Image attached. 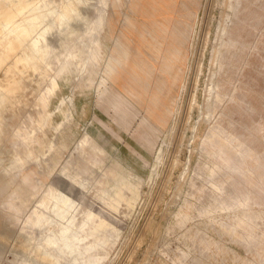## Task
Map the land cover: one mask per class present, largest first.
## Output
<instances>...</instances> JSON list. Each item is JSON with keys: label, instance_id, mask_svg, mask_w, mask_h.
<instances>
[{"label": "rangeland", "instance_id": "rangeland-1", "mask_svg": "<svg viewBox=\"0 0 264 264\" xmlns=\"http://www.w3.org/2000/svg\"><path fill=\"white\" fill-rule=\"evenodd\" d=\"M53 1L60 7L66 0ZM106 1L109 4L89 0L84 15L93 18L96 11H101L113 18V32L120 34L125 30L126 16L134 14L131 34L135 42L131 48L136 54L151 17L140 4L133 9V0H120L118 5L111 4L114 0ZM226 3L177 0L175 19L183 11L190 15L193 10L194 16L184 44L185 58L173 69L179 79L168 83L161 94L160 107L167 111L165 126L145 119L148 101L141 106L127 93L125 87L132 80L127 70H122L120 82L111 81L104 88L100 77L89 86L85 73L75 75L70 82L60 80L58 95H51V104L44 109L40 98L48 90L50 75L33 68L22 70L20 64L21 71L14 75L20 87L18 97L1 111L0 264H23L24 260L37 263L40 231L31 229L36 239L28 240L30 229L23 226L47 188L61 182L68 172L74 175L80 171L89 182L102 175V154L84 142L88 135L106 145L141 179L135 204L130 208L121 205L124 222L101 264H264V241L260 237L264 238V193L254 187L261 172L254 161L264 151V0H242L236 14ZM152 50L151 46L142 48L146 57ZM159 74L156 71L153 85ZM11 79L0 70L1 86L6 87ZM44 110L49 123L40 127ZM217 127L251 146L255 153L245 159L246 164H253L254 172L225 166L217 170V174H227L248 190V205L237 207L235 199L226 197L224 204L218 205L215 199L203 197L214 190L209 170L215 157L204 146ZM24 132L41 141L44 138V142L23 144L20 136ZM29 153L23 166H13L14 160ZM110 164L107 160L103 166ZM23 178L30 187L38 185L40 189L18 216L8 207V195L21 189ZM229 181L224 187L230 185ZM94 187L87 191L88 204ZM207 206L213 208L211 213L203 212ZM246 215L252 218L260 237L255 241L239 238L226 229Z\"/></svg>", "mask_w": 264, "mask_h": 264}, {"label": "bare ground", "instance_id": "bare-ground-1", "mask_svg": "<svg viewBox=\"0 0 264 264\" xmlns=\"http://www.w3.org/2000/svg\"><path fill=\"white\" fill-rule=\"evenodd\" d=\"M119 1L114 0L111 4L118 5ZM133 1V9L137 10L140 4L151 17L150 24L145 25V32L141 33L144 42L135 48V55L131 48L135 42L131 34V29L135 27L134 14L126 16L123 26L125 30L115 34L113 18L106 17L99 10L93 18L84 15V10L90 6L89 0H66L60 7L54 5L53 0H0V70L13 78L6 87L0 85V131H3L2 109L18 97L16 93L20 87L14 75L16 71H21L20 64L23 65L22 70L33 68L44 75H50L48 90L40 98L44 109L51 104V95H58L60 80L70 82L75 75L85 73L89 86L94 79L100 77V86L104 88L111 81L120 82L122 70H127L132 77L129 87H125L127 93L141 106H145L144 103L148 101L143 115L145 119H154L159 125L165 126L167 111L160 107L161 94L168 83L179 79V74L173 69L185 58L184 44L188 36L189 21L194 16L193 10L190 15L183 11L180 18L175 19L177 0ZM226 1V6L232 8V13L236 14L242 0ZM102 2L109 4L106 0ZM156 25L163 32L160 33ZM144 46L153 47V53L148 57L142 52ZM158 70L159 79L153 85ZM62 105L60 109L64 117L68 118V112ZM47 114L45 110L41 113L40 127L49 123ZM20 132L21 130L18 131ZM20 139L26 145L35 140L41 145L44 140L36 139L28 132H24ZM84 142L90 143L93 150L102 154V175L89 182L80 171L74 175L68 172L61 182L47 188L46 194H40L42 199L39 205L30 213L23 226V229H30L28 240L36 239L31 229L40 231L36 248L39 257L37 263L24 260L23 264H101L107 247L113 244L112 241L119 234L124 222L121 205L125 203L130 208L135 204L141 184L138 175L119 158L114 157L106 145H100L92 136L88 135ZM231 144L234 146H230ZM205 145L204 148L215 157L209 170L214 190L203 197L215 199L218 205L224 204V197L235 199L237 207L248 205V190L230 180L227 174H217V170L219 166H225L235 171L246 168L254 172L253 164H246L245 160L246 156H255L252 147L239 141L236 136H230L220 127L212 130ZM30 156L29 153L18 157L13 161V166H23ZM157 156L159 160L160 155ZM107 160L111 164L103 166ZM255 160L254 164L261 166V172L254 187L264 193V151ZM26 181L27 178H23L20 182L21 189L8 195V207L18 216L26 210L27 203L40 189L38 185L30 187ZM228 181L230 185L224 187ZM92 186H95V190L88 204L87 191ZM23 190L28 191L24 193ZM208 208L209 206L203 209V212L213 211V208ZM226 208H230V205H226ZM243 213L245 215L247 212ZM245 217L232 222L226 229L239 238L255 241L259 237L255 224L249 215ZM236 227L240 230L236 231ZM260 237L264 241L263 236Z\"/></svg>", "mask_w": 264, "mask_h": 264}]
</instances>
